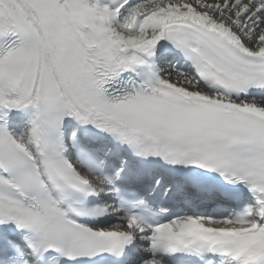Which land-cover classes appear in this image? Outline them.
Wrapping results in <instances>:
<instances>
[{
  "label": "snow or ice",
  "instance_id": "1",
  "mask_svg": "<svg viewBox=\"0 0 264 264\" xmlns=\"http://www.w3.org/2000/svg\"><path fill=\"white\" fill-rule=\"evenodd\" d=\"M0 264H264V0H0Z\"/></svg>",
  "mask_w": 264,
  "mask_h": 264
}]
</instances>
